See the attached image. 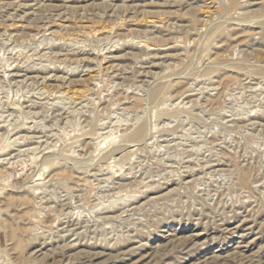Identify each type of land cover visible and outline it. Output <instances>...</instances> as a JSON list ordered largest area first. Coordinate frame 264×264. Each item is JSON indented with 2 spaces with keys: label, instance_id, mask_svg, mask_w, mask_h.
<instances>
[{
  "label": "rangeland",
  "instance_id": "1",
  "mask_svg": "<svg viewBox=\"0 0 264 264\" xmlns=\"http://www.w3.org/2000/svg\"><path fill=\"white\" fill-rule=\"evenodd\" d=\"M0 72V264H264V0H0Z\"/></svg>",
  "mask_w": 264,
  "mask_h": 264
},
{
  "label": "bare ground",
  "instance_id": "2",
  "mask_svg": "<svg viewBox=\"0 0 264 264\" xmlns=\"http://www.w3.org/2000/svg\"><path fill=\"white\" fill-rule=\"evenodd\" d=\"M139 41V40H138ZM141 42V41H140ZM146 42V41H145ZM148 43V42H147ZM178 43V42H177ZM141 44V43H140ZM36 57H37V55H36ZM13 64V63H12ZM19 64V63H18ZM17 65V64H16ZM96 66V65H95ZM4 67V66H3ZM98 67V66H97ZM41 68V67H40ZM50 68V67H49ZM7 69H8V67H7ZM1 73V72H0ZM38 82V81H37ZM43 83V82H42ZM46 92V91H45ZM89 95V94H88ZM48 97V96H47ZM53 97V96H52ZM45 98V97H44ZM56 100V99H55ZM33 102V101H32ZM47 102V101H46ZM31 105H33V104H31ZM40 105V104H39ZM13 106V105H12ZM15 106V105H14ZM29 106V105H28ZM256 112V111H255ZM26 113V112H25ZM29 115V114H28ZM25 127V126H24ZM2 130V129H1ZM140 133L139 132H137V136L139 135ZM9 141V140H8ZM11 141V140H10ZM24 144V143H23ZM13 146V145H12ZM224 158V157H223ZM211 162V161H210ZM195 169V168H194ZM105 170V169H104ZM180 173V172H179ZM182 173V172H181ZM245 179H247L246 177H245ZM243 180H244V178H243ZM242 181V180H241ZM243 182V181H242ZM244 182H246V181H244ZM243 182V183H244Z\"/></svg>",
  "mask_w": 264,
  "mask_h": 264
}]
</instances>
